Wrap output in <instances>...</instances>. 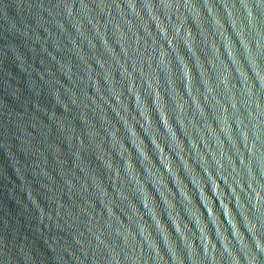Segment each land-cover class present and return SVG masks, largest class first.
I'll list each match as a JSON object with an SVG mask.
<instances>
[{
	"label": "water",
	"instance_id": "1",
	"mask_svg": "<svg viewBox=\"0 0 264 264\" xmlns=\"http://www.w3.org/2000/svg\"><path fill=\"white\" fill-rule=\"evenodd\" d=\"M0 264H264V0H0Z\"/></svg>",
	"mask_w": 264,
	"mask_h": 264
}]
</instances>
